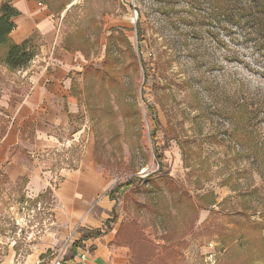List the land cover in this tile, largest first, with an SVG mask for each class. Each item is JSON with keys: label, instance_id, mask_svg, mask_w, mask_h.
Segmentation results:
<instances>
[{"label": "rangeland", "instance_id": "374dc122", "mask_svg": "<svg viewBox=\"0 0 264 264\" xmlns=\"http://www.w3.org/2000/svg\"><path fill=\"white\" fill-rule=\"evenodd\" d=\"M40 1L62 46L89 51L71 75L79 126L110 190L134 181L114 194L133 264H264V0ZM32 39L25 69H8L0 51V101L10 106L50 56L42 34ZM108 51L119 63L113 85ZM8 120L0 108V140ZM65 152L56 151L60 166ZM22 190L0 199V234L26 254L45 224L57 230L56 199ZM73 238L41 264H55L62 246L71 256Z\"/></svg>", "mask_w": 264, "mask_h": 264}, {"label": "crops", "instance_id": "0c3cea01", "mask_svg": "<svg viewBox=\"0 0 264 264\" xmlns=\"http://www.w3.org/2000/svg\"><path fill=\"white\" fill-rule=\"evenodd\" d=\"M10 1L20 12L15 18L12 40L21 44L39 32L48 45L43 54L50 56L45 58L41 71L31 77L28 91L13 96L12 106L9 99L0 101V108L9 119L0 140V187H3L0 199L7 201L8 193L19 182H23L25 198L40 201L54 197L57 230H53L54 224H45L40 242L30 245L26 254L16 251V241L10 242L0 234V264H41L45 261L44 254L63 244L70 235L76 241L81 230L102 229L113 217L115 205L109 196V174L96 159L93 139L85 136L86 127L79 126L83 107L73 92L71 75L80 70L83 52L77 47L62 46L58 21L47 13L46 4L40 0ZM56 46L57 53L52 52ZM72 147L76 148L75 155ZM63 149L68 162L60 166L56 151ZM54 182H58L55 188ZM117 225L120 227L115 229ZM120 228L117 220L103 237L85 242V248L72 249L73 242L71 256H64L67 249L62 246L55 262L133 264L130 245L119 240ZM67 243L68 239L65 244L68 247Z\"/></svg>", "mask_w": 264, "mask_h": 264}, {"label": "trees", "instance_id": "16d2710c", "mask_svg": "<svg viewBox=\"0 0 264 264\" xmlns=\"http://www.w3.org/2000/svg\"><path fill=\"white\" fill-rule=\"evenodd\" d=\"M20 15V12L12 5L10 0H3L0 4V51L3 52V63L8 67V69L14 71V70H20L25 69L31 61L36 56V52L32 49L34 47L33 39L29 38L26 41H24L21 44L15 43L12 38L11 34L16 28L15 18ZM262 25L264 27V21H262ZM140 30V28L138 27ZM139 35H141V32L139 31ZM71 47H67V49H70ZM78 50H81L85 56L89 55V51L87 49H81L78 48ZM110 55V52L108 51V56ZM118 58L113 56H109V59L107 62H105L106 65V72L105 77L108 80V83L111 85L116 84L118 82L117 79V66H118ZM156 159L158 162L159 170L162 171L164 169V163L163 160L165 159L164 155L159 152V149H156L155 151ZM135 180V179H134ZM140 181L145 182V179H141ZM134 181H129L125 184H119L116 185L114 189H112L109 192V196L112 200L115 199L114 194L115 192H119L120 190L133 186ZM113 217L111 219H108L104 227L102 229H93V230H81V236L79 239L74 241L72 249L77 248H85V242L89 240H94L97 238L103 237L110 229L111 227L117 223L118 216L115 214V210L113 211ZM123 226H121L118 235L122 234ZM92 248V247H90Z\"/></svg>", "mask_w": 264, "mask_h": 264}, {"label": "built area", "instance_id": "2783aa9c", "mask_svg": "<svg viewBox=\"0 0 264 264\" xmlns=\"http://www.w3.org/2000/svg\"><path fill=\"white\" fill-rule=\"evenodd\" d=\"M82 259H84L85 258V255H82V257H81ZM55 264H61V261L60 260H58Z\"/></svg>", "mask_w": 264, "mask_h": 264}]
</instances>
